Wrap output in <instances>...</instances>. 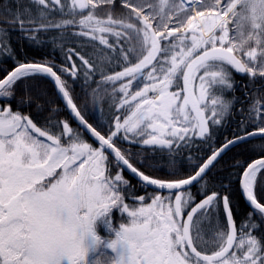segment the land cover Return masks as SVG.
<instances>
[{"label":"snow or ice","instance_id":"obj_1","mask_svg":"<svg viewBox=\"0 0 264 264\" xmlns=\"http://www.w3.org/2000/svg\"><path fill=\"white\" fill-rule=\"evenodd\" d=\"M65 261L264 264V0L0 2V264Z\"/></svg>","mask_w":264,"mask_h":264},{"label":"trees","instance_id":"obj_2","mask_svg":"<svg viewBox=\"0 0 264 264\" xmlns=\"http://www.w3.org/2000/svg\"><path fill=\"white\" fill-rule=\"evenodd\" d=\"M0 2H2V0H0ZM118 2H119V0H118ZM25 3H27V0H25ZM15 35V34H14ZM14 42H15V40H14ZM26 47H27V50H28V52H29V55H33V56H35L37 59H39L42 55H45V54H49V53H51V46L50 45H48L47 47H45V48H43V49H40V48H36V47H28L27 45H26ZM55 55H59V53L58 52H56V53H54ZM235 78H236V80H237V92H236V95L237 96H240L241 95V92H240V85L241 84H243V83H247V78L246 77H240V76H238L237 74H235ZM73 87L75 88V90H76V93L77 94H79L80 93V86H79V84L77 83V84H75V85H73ZM97 119L99 118L98 117V114L97 113H94L93 114ZM166 172V169H164V168H160V171H159V174H161V175H163L164 173ZM124 175H125V177L127 178V179H129L130 180V182L131 183H133V184H135L136 183V181L134 180V179H132L130 176H128L127 174H125L124 173ZM145 191H152V189H147V190H144V189H138L137 190V194L139 195V194H144V192ZM192 191L193 192H196L197 191V188L194 186L193 187V189H192ZM198 199L200 198L199 196L197 197ZM239 199V198H238ZM239 208L240 209H243V210H247V208H246V203H245V201H243L242 199H239ZM116 217H118L119 218V215L117 214V213H114V219L116 218ZM117 222H118V220L117 219H115Z\"/></svg>","mask_w":264,"mask_h":264},{"label":"rangeland","instance_id":"obj_3","mask_svg":"<svg viewBox=\"0 0 264 264\" xmlns=\"http://www.w3.org/2000/svg\"><path fill=\"white\" fill-rule=\"evenodd\" d=\"M115 219H117L119 221V218L118 217H116ZM98 231L100 232V234H102V235L104 234V228L102 226L99 227ZM65 264H67L66 261H65Z\"/></svg>","mask_w":264,"mask_h":264},{"label":"water","instance_id":"obj_4","mask_svg":"<svg viewBox=\"0 0 264 264\" xmlns=\"http://www.w3.org/2000/svg\"><path fill=\"white\" fill-rule=\"evenodd\" d=\"M237 75H239V76H241L240 74H237ZM241 77H243V76H241ZM125 174H127L128 176H130L132 179H134L135 181H136V178L135 177H133L130 173H128L127 171H125ZM151 189V188H150ZM246 203V202H245Z\"/></svg>","mask_w":264,"mask_h":264}]
</instances>
